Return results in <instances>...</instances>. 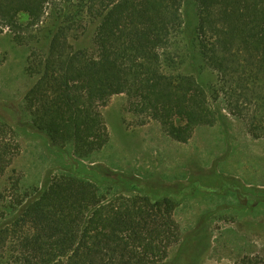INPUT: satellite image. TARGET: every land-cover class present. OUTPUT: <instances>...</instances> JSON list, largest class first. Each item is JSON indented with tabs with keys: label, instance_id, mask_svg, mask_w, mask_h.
Returning <instances> with one entry per match:
<instances>
[{
	"label": "trees",
	"instance_id": "16d2710c",
	"mask_svg": "<svg viewBox=\"0 0 264 264\" xmlns=\"http://www.w3.org/2000/svg\"><path fill=\"white\" fill-rule=\"evenodd\" d=\"M191 1L192 34L184 0H0V34L19 28L21 14L28 27L39 26L48 9L55 19L48 47L28 59L34 81L24 108L32 128L60 152L69 147L87 160L109 140L101 108L125 95L129 112L142 123L154 121L177 143L214 126L222 111L252 139H264V0ZM95 23L91 48H74V32ZM183 42L213 73L209 89L176 73V46ZM14 140L0 122V177L19 150ZM106 172L48 174L41 188L24 190L16 180L3 189L0 264L163 263L180 241L179 201ZM248 191L256 216L264 189ZM233 264H264V248Z\"/></svg>",
	"mask_w": 264,
	"mask_h": 264
},
{
	"label": "rangeland",
	"instance_id": "374dc122",
	"mask_svg": "<svg viewBox=\"0 0 264 264\" xmlns=\"http://www.w3.org/2000/svg\"><path fill=\"white\" fill-rule=\"evenodd\" d=\"M183 14L192 34L197 19L191 0H184ZM18 22L19 28L0 34V122L12 128V143L19 148L0 177V193L16 180L27 190L41 188L48 174L98 178L111 171L136 178L154 194L175 199L183 195L174 211L180 241L161 264H233L264 248V208L254 216L255 199L240 198L246 192L252 195L251 188L264 189V139H252L238 120L222 111V120L214 126L199 127L187 143H177L154 121L142 123L128 111L127 97L116 95L100 110L108 143L87 160L75 158L69 147L60 152L32 128L24 108V96L34 81L26 74L28 59L48 47L47 31L55 19L48 9L37 27L27 26L25 14ZM96 25H88L82 35V29L76 30L71 45L91 48ZM184 42L176 46V73L193 76L209 89L213 73Z\"/></svg>",
	"mask_w": 264,
	"mask_h": 264
},
{
	"label": "flooded vegetation",
	"instance_id": "af4514ba",
	"mask_svg": "<svg viewBox=\"0 0 264 264\" xmlns=\"http://www.w3.org/2000/svg\"><path fill=\"white\" fill-rule=\"evenodd\" d=\"M236 188H238V187H236ZM258 189H261L260 187L258 188ZM238 190V189H237ZM251 191H253L254 189L253 188H251L250 189ZM231 191H233V190H231ZM239 192V191H238ZM194 193V192H193ZM224 194H227V193H224ZM191 195H192V193H191ZM183 195H181V196H179V197H182ZM178 197V198H179ZM178 198H176V200H178L179 201V199ZM240 198H242V199H244V200H246V201H250L251 200V197L250 196H246V194L245 195H242ZM252 198H254V197H252ZM254 202V201H253Z\"/></svg>",
	"mask_w": 264,
	"mask_h": 264
}]
</instances>
